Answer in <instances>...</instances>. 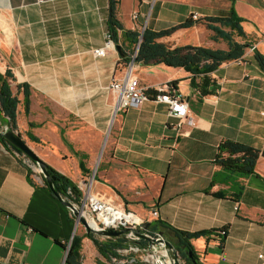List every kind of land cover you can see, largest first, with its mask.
I'll use <instances>...</instances> for the list:
<instances>
[{
    "label": "crops",
    "instance_id": "0c3cea01",
    "mask_svg": "<svg viewBox=\"0 0 264 264\" xmlns=\"http://www.w3.org/2000/svg\"><path fill=\"white\" fill-rule=\"evenodd\" d=\"M231 9L242 18L244 32L234 39L247 48L241 63L223 62L207 74L208 88L216 86L211 94L190 85L201 74L182 67L125 63L122 50L134 46L120 30L114 48L95 56L92 49L105 41L108 0H0V72L13 75L10 86L19 99L14 131L78 188L89 182L93 195L142 222L205 232L190 239L202 264H263L258 254L264 257V157L241 176L218 165L215 156L223 140L264 146V72L253 57L255 50L264 55V0H117L123 29L139 34L167 29L196 13L192 25L157 40L170 47L226 49L225 42L210 39L202 20L227 16ZM129 68L156 93L172 83L195 125L184 124L180 132L168 126L175 119L155 94L137 107L115 106L107 86ZM23 84L29 91L27 113L17 88ZM44 182L38 169L0 141V264H68L65 251L74 235L80 238V264H141L140 251L131 246L103 255L96 243L131 238L94 232L89 237Z\"/></svg>",
    "mask_w": 264,
    "mask_h": 264
},
{
    "label": "trees",
    "instance_id": "16d2710c",
    "mask_svg": "<svg viewBox=\"0 0 264 264\" xmlns=\"http://www.w3.org/2000/svg\"><path fill=\"white\" fill-rule=\"evenodd\" d=\"M241 21L242 18L238 17L233 9L229 11L227 16H209L203 18L202 23L211 30L210 39L225 42L227 46L226 49L211 48L202 45H181L170 47L157 40L169 35L172 31L178 28L192 25L194 22L192 19H186L177 25L159 31L145 28L143 32L139 34L135 30L123 29L122 24L117 18V0H108L107 30L110 33L111 39L116 44L118 42V31L120 30L123 38L127 39L134 46L132 50H122L121 59L125 63L131 59L143 64L163 63L171 67H182L193 75L201 74V81L196 83L192 77L190 79V85L193 87H199L202 95L213 93L214 88L216 87L215 84L212 83L211 88H208L210 78L207 74L214 71L221 63L241 57L247 48L246 43H241L234 39V34L241 36L244 34L240 24ZM139 37L140 41L138 42ZM253 57L258 66L264 72V55L255 50L253 52ZM12 80L13 75L9 70L0 72V126L5 124L9 128L15 130L17 104L19 103V99L17 98V95L12 92L10 86V81ZM19 87L22 88L24 111L27 113L29 105L28 87L25 84L17 86V88ZM148 93L151 96L156 94L155 91L151 90H148ZM30 139L36 140L37 138L31 136ZM0 141L7 148L24 157L22 152L12 146L2 134H0ZM259 157H264V146L262 148H255L233 140H223L218 145L215 162L231 173L246 176L254 171ZM46 168L48 173L54 176L53 186L56 192L55 195L59 199L62 196H65L67 200L79 203L81 198L80 189L70 182L66 176L60 174L48 164H46ZM29 172L31 171L29 170ZM44 184L48 187L45 182ZM68 189L69 192L67 191ZM70 215L74 217L72 214ZM160 227L169 231V235L165 234V237L171 240L184 264H193L185 255V251H190L193 254V257L196 260L195 264H202L196 256L190 243V239L204 235L205 232L185 233L173 229L161 221L150 222L148 230L150 233L154 234L160 229ZM88 235L89 237H93L90 232ZM96 245L103 255L109 254L110 256H116L117 249L125 248L127 246H135L138 247L139 250H142L145 248L146 242L145 240L138 238L137 240H131L129 242L119 241L113 244L96 243ZM79 246L80 238L74 235L71 239L65 258L68 264H80ZM138 260L141 264L147 263L139 257Z\"/></svg>",
    "mask_w": 264,
    "mask_h": 264
},
{
    "label": "built area",
    "instance_id": "2783aa9c",
    "mask_svg": "<svg viewBox=\"0 0 264 264\" xmlns=\"http://www.w3.org/2000/svg\"><path fill=\"white\" fill-rule=\"evenodd\" d=\"M136 17V12L132 14V18ZM190 18L192 20L198 19L196 13H192ZM264 39V37H263ZM115 43L110 37L108 30L105 32L104 45L99 48L92 49L95 56H103L108 48H114ZM235 62L241 63L242 58L239 57L234 59ZM107 88L111 91L116 100L115 106H133L137 107L146 101L151 95L148 93V88L139 83L136 76L131 75V69L127 70V74L122 79H111ZM157 101L163 102L167 105L168 115L175 119L174 121H169L168 126L173 127L177 132L182 130L184 124L188 126H194L195 120L191 116L187 102L181 92H179L172 83H167L162 86L158 93L154 95ZM81 198L79 203H74L62 196L63 200L71 202L76 208L80 209V213L87 219L89 224L95 229L109 228L117 230L122 227H131L133 229L141 228L142 220L137 217L132 211L123 209L120 205H116L109 199H102L93 195L90 191V183L83 182L80 186ZM69 192V189L67 190ZM69 213L73 215L72 211L68 209ZM119 213L121 217H117ZM153 215L157 212L153 211ZM74 216V215H73ZM134 216L136 220H129L127 217ZM75 218V216H74ZM76 220V218H75ZM221 234H225V229H220ZM127 236L131 240H137L138 237L134 236L132 233H128ZM131 250L136 252L140 251L144 253V249L139 250L138 247L131 246ZM68 251V246L65 251V255ZM258 257L263 260L262 254H258ZM140 259L142 260L141 256Z\"/></svg>",
    "mask_w": 264,
    "mask_h": 264
},
{
    "label": "water",
    "instance_id": "95a60500",
    "mask_svg": "<svg viewBox=\"0 0 264 264\" xmlns=\"http://www.w3.org/2000/svg\"><path fill=\"white\" fill-rule=\"evenodd\" d=\"M140 41V37L138 42ZM116 49L119 51V45H116ZM0 134L16 149H18L24 156H26L30 161L37 165L38 170L41 172L45 182L47 183L49 189L55 195V189L53 186L54 176L48 173L46 168V163L41 160L33 150L29 148L26 142L21 138V136L15 132L13 129L9 128L7 125L2 124L0 126ZM61 202L70 209L73 215L76 218L77 223H81L88 232H94L97 234H102L105 236L118 237L124 234L132 233L134 236L145 240L146 245L144 248V253L141 255L143 261L151 264H166V253H169V259L173 264H180L178 255L179 253L174 248L172 242L168 240L163 231L158 230L156 233H150L148 226L150 225L149 221L143 222L141 228L133 229L131 227H122L117 230L102 228L95 229L93 228L87 219L80 213V209L76 208L71 202L63 200L60 198ZM185 255L191 260L193 264L196 263L193 254L190 251H185ZM152 259H155L157 262L153 263Z\"/></svg>",
    "mask_w": 264,
    "mask_h": 264
},
{
    "label": "rangeland",
    "instance_id": "374dc122",
    "mask_svg": "<svg viewBox=\"0 0 264 264\" xmlns=\"http://www.w3.org/2000/svg\"><path fill=\"white\" fill-rule=\"evenodd\" d=\"M24 158L27 160V162H28V164L30 165V166H32V167H34V168H36V169H38V167H37V165L36 164H34L32 161H30L26 156H24ZM167 238V237H166ZM168 240H169V238H167ZM171 241V240H170ZM134 252H136V251H134ZM140 256L143 254L142 252H140V253H138ZM139 256V257H140ZM178 259H179V263L180 264H184V262L181 260V258H180V256L178 255ZM153 262V261H152ZM154 263V262H153ZM149 264H151V263H149Z\"/></svg>",
    "mask_w": 264,
    "mask_h": 264
},
{
    "label": "bare ground",
    "instance_id": "6f19581e",
    "mask_svg": "<svg viewBox=\"0 0 264 264\" xmlns=\"http://www.w3.org/2000/svg\"><path fill=\"white\" fill-rule=\"evenodd\" d=\"M121 214H122V213H119V214L117 215V217H121ZM127 218H128L129 220H136L134 216H129V217H127ZM165 257H166V259H165L166 264H173V263L170 261V259H169V253H166ZM152 261H153L154 263L157 262L155 259H152Z\"/></svg>",
    "mask_w": 264,
    "mask_h": 264
}]
</instances>
